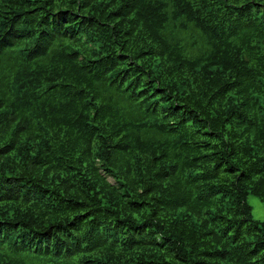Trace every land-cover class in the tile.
Returning a JSON list of instances; mask_svg holds the SVG:
<instances>
[{
    "label": "trees",
    "instance_id": "1",
    "mask_svg": "<svg viewBox=\"0 0 264 264\" xmlns=\"http://www.w3.org/2000/svg\"><path fill=\"white\" fill-rule=\"evenodd\" d=\"M264 0H0V264H264Z\"/></svg>",
    "mask_w": 264,
    "mask_h": 264
},
{
    "label": "rangeland",
    "instance_id": "2",
    "mask_svg": "<svg viewBox=\"0 0 264 264\" xmlns=\"http://www.w3.org/2000/svg\"><path fill=\"white\" fill-rule=\"evenodd\" d=\"M248 202L252 206L253 217L257 220L264 221V203L255 195L248 196Z\"/></svg>",
    "mask_w": 264,
    "mask_h": 264
}]
</instances>
